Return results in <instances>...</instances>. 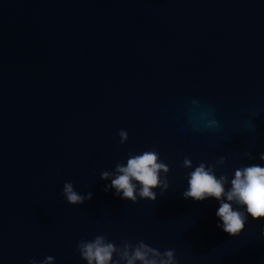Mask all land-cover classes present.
I'll return each mask as SVG.
<instances>
[{"label": "water", "instance_id": "obj_1", "mask_svg": "<svg viewBox=\"0 0 264 264\" xmlns=\"http://www.w3.org/2000/svg\"><path fill=\"white\" fill-rule=\"evenodd\" d=\"M153 149L170 169L156 201L105 191L101 172ZM261 153L264 0H0V264H87L77 245L98 235L264 264V219L231 236L219 201L183 197L199 163L225 157L227 189ZM66 182L92 199L69 204Z\"/></svg>", "mask_w": 264, "mask_h": 264}, {"label": "clouds", "instance_id": "obj_2", "mask_svg": "<svg viewBox=\"0 0 264 264\" xmlns=\"http://www.w3.org/2000/svg\"><path fill=\"white\" fill-rule=\"evenodd\" d=\"M195 103V102H194ZM219 127L215 119H207L204 128ZM199 131V128H194ZM120 143L128 140V133L121 129L118 133ZM249 159H255L251 152L246 153ZM259 159L264 161V153ZM225 163V157H220L216 164L206 165L199 163L189 173L188 188L183 192L185 199L191 198L195 201H204L208 198H215L219 201L217 217L222 221L218 227L231 236H238L245 228L249 216L253 220L264 219V167L253 164L235 170L231 179V186L226 175L216 176L218 165ZM185 168H192V161L185 157L183 161ZM170 171L159 153L156 150L144 151L141 154H129L127 163H117L115 171H103L100 173L102 180H111V184L105 185V191L115 189V194L121 198L130 200L133 203L140 199L156 201L157 193L154 189L159 188L161 193L167 191L169 182L167 173ZM161 173L165 174L161 178ZM63 195L71 205H82L86 200L92 199V192L81 195L74 190L71 182L63 185ZM236 205L237 207H233ZM245 208V211H241ZM77 251L87 264H178L173 250H166L163 253L150 247L143 241L133 245L130 242H123L121 247L108 242L106 237L98 235L91 241L81 240L77 245ZM114 254L119 259L114 260ZM54 258L46 257L40 264H53ZM30 264H37L36 260Z\"/></svg>", "mask_w": 264, "mask_h": 264}]
</instances>
